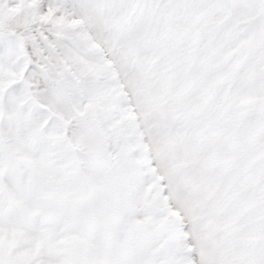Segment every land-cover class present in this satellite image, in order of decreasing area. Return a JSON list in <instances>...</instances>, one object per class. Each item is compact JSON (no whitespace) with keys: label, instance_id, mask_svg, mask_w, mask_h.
I'll list each match as a JSON object with an SVG mask.
<instances>
[{"label":"snow or ice","instance_id":"snow-or-ice-1","mask_svg":"<svg viewBox=\"0 0 264 264\" xmlns=\"http://www.w3.org/2000/svg\"><path fill=\"white\" fill-rule=\"evenodd\" d=\"M0 264H264V0H0Z\"/></svg>","mask_w":264,"mask_h":264}]
</instances>
